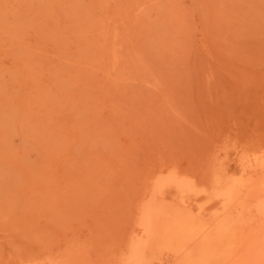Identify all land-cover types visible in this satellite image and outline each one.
<instances>
[{
	"label": "rangeland",
	"instance_id": "374dc122",
	"mask_svg": "<svg viewBox=\"0 0 264 264\" xmlns=\"http://www.w3.org/2000/svg\"><path fill=\"white\" fill-rule=\"evenodd\" d=\"M261 148L264 0H0V264H111L157 174Z\"/></svg>",
	"mask_w": 264,
	"mask_h": 264
},
{
	"label": "bare ground",
	"instance_id": "6f19581e",
	"mask_svg": "<svg viewBox=\"0 0 264 264\" xmlns=\"http://www.w3.org/2000/svg\"><path fill=\"white\" fill-rule=\"evenodd\" d=\"M246 150L223 152L211 176L205 168L206 186L201 174H157L111 264H264V148Z\"/></svg>",
	"mask_w": 264,
	"mask_h": 264
}]
</instances>
